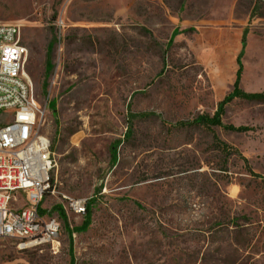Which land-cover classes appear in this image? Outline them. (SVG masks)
Listing matches in <instances>:
<instances>
[{"label":"rangeland","instance_id":"rangeland-1","mask_svg":"<svg viewBox=\"0 0 264 264\" xmlns=\"http://www.w3.org/2000/svg\"><path fill=\"white\" fill-rule=\"evenodd\" d=\"M0 22L22 25L39 132L56 152L41 210L62 225L54 244L0 239V264H225L234 241L236 264H264V102L227 106L224 124L243 132L176 126L216 111L238 56L241 87L264 90V0H0ZM67 198L93 210L72 235L84 215Z\"/></svg>","mask_w":264,"mask_h":264},{"label":"built area","instance_id":"built-area-1","mask_svg":"<svg viewBox=\"0 0 264 264\" xmlns=\"http://www.w3.org/2000/svg\"><path fill=\"white\" fill-rule=\"evenodd\" d=\"M21 34V24L0 22V114L13 111L0 126V239L27 248L57 243L62 225L41 210L54 191L57 162L51 140L39 132L43 112L24 71L27 50ZM67 203L76 215L85 214V200Z\"/></svg>","mask_w":264,"mask_h":264},{"label":"trees","instance_id":"trees-1","mask_svg":"<svg viewBox=\"0 0 264 264\" xmlns=\"http://www.w3.org/2000/svg\"><path fill=\"white\" fill-rule=\"evenodd\" d=\"M242 41H245V38L243 37ZM54 40L49 44L48 52H47V59H46V70H45V81L42 86V91L43 95L47 96L48 95V78L51 75L53 71V62H52V48H53ZM237 63L238 67L235 73V80L232 86V89L224 96V98L218 103L217 109L213 114H198L195 116L192 120L188 121H181L178 122L176 125L177 127H185V126H194V127H202L206 129H211L213 127H222L228 131H235V132H243L248 130L249 128L246 126H235L233 124H224L223 122V116L225 114L227 106L232 103L234 100H245V101H250V102H264V90L261 92H247L241 87V77H242V71H243V66L240 62V56L237 57ZM54 109V105L51 106ZM212 143L216 149H218L221 153H223L225 156L230 157L231 155L238 154L239 151L228 144L227 142L221 140L215 133H213V138H212ZM51 149L54 153V147L53 143L51 142ZM244 161L247 162L246 158H244ZM56 209H59V212L66 221V216L65 212L61 207H57ZM92 204L91 202L86 203V212L84 214V220L82 224L74 230L70 231V235L73 234V231H83L87 229L91 222H92ZM67 225V223H66ZM240 226L236 225V229H239ZM235 229V230H236ZM235 232V231H234ZM175 242H168V245L174 246ZM239 247V244L234 241L232 244H228L229 248H233V254L228 255L225 259L219 258L217 261L219 263H225V264H236L237 263V258H236V249ZM193 257L196 261L199 260L200 262L204 263L207 259L204 256H199L193 255ZM180 257L179 261L177 264H180Z\"/></svg>","mask_w":264,"mask_h":264}]
</instances>
